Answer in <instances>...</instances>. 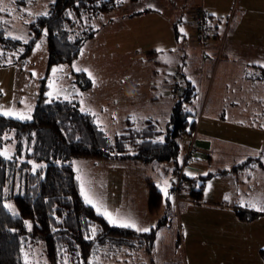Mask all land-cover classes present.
<instances>
[{
    "label": "rangeland",
    "instance_id": "1",
    "mask_svg": "<svg viewBox=\"0 0 264 264\" xmlns=\"http://www.w3.org/2000/svg\"><path fill=\"white\" fill-rule=\"evenodd\" d=\"M22 1L24 2L20 0H0V9H3L0 11V17H3L6 34L12 37L20 36L22 39L18 40L25 42L30 37L29 24L37 16L47 12L53 0ZM122 1H129L126 2L128 3L125 6L126 11H130L137 6H133L131 0ZM122 1L120 0L119 4ZM149 1L152 3L154 1L153 5L159 8L167 17L170 16V9L176 8L170 6V2L178 4V14L182 19L181 23L180 19L176 20L179 27V37L177 35L179 44L176 45L179 56L175 54V49H168L167 45H164L167 42L164 36L159 39L145 34L141 29L143 20L136 19L140 25L136 21H130L127 23V27L123 28V24L112 21V17L108 16L107 13L102 12V14L100 13L101 16L98 17L96 15L99 13L93 15L83 14L82 17L76 19L72 28L76 31L89 26L96 28V25L98 26L100 22L97 29L98 34L95 36L94 33L92 36L95 37L89 42H85L87 39L84 41L85 43L83 42V45H85L84 50L80 51L78 56L71 62L48 63L47 33L45 34L46 28H44L28 56L0 67V112L12 110L32 118L36 98L40 89H42L45 95L52 92L51 96L47 95L48 98L58 97L67 100H78L79 109L82 112L91 114L95 122L100 125V128L107 135L112 136L121 126V121L118 120L120 117L118 116L131 108H134L135 111L145 109L143 103L144 93L130 91L122 94L114 89V92L108 95V92L105 91L107 81L112 85L119 80V84L122 81L123 83L134 84L135 81L152 79L156 84L161 83L167 86L163 80H168V92L171 89V95L177 98L173 93V86L178 83L177 80H181L182 70L180 68L182 65L175 62V58L186 60L184 55L180 56V51L186 49L187 46L189 47L187 49L196 56L198 53L200 54L199 47L207 44L213 45L215 48L209 50L204 59L198 56L197 61H195V58H192L193 56H188L189 63H192L190 66L188 64V69L195 78H198L196 80L198 85L194 88L195 97L201 96L202 101L205 98L206 103L208 97H210L209 99L213 98L210 101L211 104L208 110L212 109L215 104L214 98L221 95L223 90L228 94H264V90L260 86L261 84L264 85V0ZM198 8L203 11L204 16L197 20L194 13ZM179 16L176 15L174 18L176 19ZM105 20H109L107 24ZM162 29L165 33V26ZM184 36L186 38H183ZM156 43L161 48L155 49L157 52L149 53V51H145V45ZM37 45H40L39 48H37ZM162 58L163 63H161ZM164 59H167L166 63H164ZM231 60L236 61L233 63L237 64L231 65L236 69L224 70L221 73L219 69H222V65ZM245 65H248L249 69H246ZM255 65H260L261 69H258L259 67ZM240 66L245 70L241 71ZM53 68L57 69L55 74L52 71ZM80 72L84 73L94 85L81 87V83H79L81 80ZM253 72H256L255 74H258V77H255ZM258 78L259 80H257ZM225 80L232 82L227 86ZM50 83L53 85L52 88L49 87ZM183 85L185 87V83ZM118 88L126 90L128 86H118ZM129 88H133V86ZM160 88L164 89L166 87H157V89ZM173 97L163 94L161 98H157L158 100L150 109V112L154 114L151 115L158 119L159 128L164 129L162 124L169 116L172 103H174ZM131 102L133 103L131 104ZM187 107L194 110L192 99ZM145 111H148V109ZM10 117L16 118L15 116ZM11 135L12 132H7L4 137H10ZM254 136L258 138L256 133ZM179 138L181 151L184 152L186 138L185 136ZM188 140L189 138H187ZM239 140L244 141L243 138ZM13 144V141L5 142L0 148V152L9 154L12 151ZM71 161L76 170V176L80 177L85 192L90 196L91 191H100L92 185L93 177L99 170L88 165L87 162L81 163L82 161L98 160L74 158ZM164 163L170 166L171 162L155 164L156 166L152 170L153 174L151 172V181L155 182L156 179L162 178L163 170L159 165H165ZM26 169L27 166L21 168V172ZM184 173L186 175V172ZM161 182L164 184L167 182L170 185L168 177L163 178ZM159 186H161V183H159ZM20 192L21 190L18 188L13 194H19ZM165 192L167 193L166 198H169V204L174 207L176 204L174 194L168 189ZM11 194V191L4 190L3 203L4 206L10 205L11 208L6 207L7 210L12 214L15 212L13 215H17L18 211ZM104 194H91L90 196L96 208L99 207L100 210L107 203L108 194H105V196ZM26 221L30 222L31 225L30 220ZM174 221H176V227L173 224ZM193 221L197 222L196 219ZM28 229H31V227L27 226ZM172 229L177 235L174 238L175 240L172 239L173 245L170 247V244H166L169 242H166L165 239L163 242L160 232L157 235V241L160 240L162 243L156 246L157 250H163L164 253L166 250L171 252V264H264L262 256L258 253L252 256L253 253L255 254L256 247L251 244L244 246L249 257L246 258L245 262H242L241 257L225 259L219 255L221 247L214 239L218 237L215 234L217 231L203 229H193L191 241L193 254H191L187 245L188 242L184 240V235L178 234L177 218L172 220ZM126 242L130 241L127 240ZM259 248L264 249V244L258 245ZM115 253L114 250L112 253L111 249L100 247L84 261L82 259L73 261L72 256L65 255L62 258L59 257L55 264H107L108 262H110L109 264H121V259L112 258ZM25 256H27L28 264H53L47 258L41 240L24 246L22 250L24 264ZM160 264H162V261ZM163 264H167V261L165 260Z\"/></svg>",
    "mask_w": 264,
    "mask_h": 264
},
{
    "label": "trees",
    "instance_id": "2",
    "mask_svg": "<svg viewBox=\"0 0 264 264\" xmlns=\"http://www.w3.org/2000/svg\"><path fill=\"white\" fill-rule=\"evenodd\" d=\"M119 2L53 0L48 15L41 14L29 24L27 43L7 35L3 17H0V67L28 56L44 28L48 63L71 62L78 56L83 42L96 30L89 26L76 31L72 28L76 19L83 14L108 11ZM80 73L81 87L90 86V79ZM194 94V86L186 81L164 129L152 121L142 127L129 124L112 138L90 114L79 109L75 100L48 98L42 89L30 120L0 115V148L7 141L14 143L7 158L0 155V264H24V246L38 240L43 242L45 254L53 264L65 255L72 256L73 261H84L101 246L117 251L127 240L141 243L150 252L162 219L146 233L110 224L85 202L71 160L112 157L142 163L171 162L173 182L176 167L182 160L179 137H190L195 124L192 110L187 107ZM7 132L12 135L4 137ZM25 166L27 169L21 172ZM186 179L192 188L190 196L199 199L203 183L196 187ZM18 188L21 192L13 194ZM149 189L148 208L155 212L162 201L161 192L151 184ZM4 190L12 192L17 215L4 206ZM239 217L248 219L250 214L239 211ZM26 220L31 221V229L27 230ZM260 255L264 260V249L260 250Z\"/></svg>",
    "mask_w": 264,
    "mask_h": 264
},
{
    "label": "crops",
    "instance_id": "3",
    "mask_svg": "<svg viewBox=\"0 0 264 264\" xmlns=\"http://www.w3.org/2000/svg\"><path fill=\"white\" fill-rule=\"evenodd\" d=\"M123 2L103 13L109 14L108 16L112 17V21L123 24V28H126L127 23L130 21L135 22L136 19L143 20L141 29L145 34L159 39L164 36L167 40L164 45H167L168 49H175V54L179 56L176 47L178 43L177 35L179 37V27L176 20L180 19L181 23L182 19L178 14V4L170 2V6L176 8L170 9V16L167 17L159 8L153 5L154 1L152 3L149 0H131L133 6H137L130 11H126L127 9L125 8L128 4L126 2L129 1ZM176 15L179 17L175 19ZM96 16L101 15L98 14ZM107 21L109 20H105L106 24ZM106 24L104 25L106 26ZM163 25L166 28L165 33L162 29L164 28ZM98 26L96 25L95 36L98 34ZM95 36L88 38L85 42H89ZM183 38H186V36ZM158 45V43L145 45V51H149V53L157 52L155 49H161ZM84 46L82 45L81 51L84 50ZM187 48L189 47L187 46L186 49L180 51V56L184 55L186 60H180V58L176 57L175 62L182 65L180 68L182 70V74H180L182 82L188 81L195 88L198 85V82H196L198 78H195L190 73V69H188L192 64L189 63L188 56H193L192 58H195V61H197L198 56L204 59L209 50L215 47L209 44L200 46V54L198 53L196 56ZM166 60L164 59V63H166ZM162 61L163 58L161 59V63H163ZM233 62L236 61L231 60L224 63L222 69H219L220 72L223 73L224 70L236 69L231 66L232 64H237ZM255 66L261 69L260 65ZM245 68L249 69L248 65H245ZM245 68L240 66L241 71L245 70ZM253 73L255 77H258V74H255L256 72ZM197 75L199 76V74ZM151 80L135 81L134 84L123 83V81L119 84V80L112 84L114 86L107 81L105 91L108 92V95L112 94L114 89L122 94L130 91L136 93L142 92L144 93L143 103L145 105L143 111H135L134 108H131L122 113L121 116H118L120 118L117 119L121 121L120 129L112 136L105 133L107 136L112 138L114 135L124 131L129 124L142 127L147 122L152 121L159 125L158 119L152 116L154 114L150 112V109L158 100L157 98H161L163 94L168 97L173 96L170 93L171 89L168 92V80H163L167 86L161 83L156 84ZM225 81H227V86L232 82L230 80ZM234 82L236 83V80ZM93 85L94 83L91 81L89 87ZM125 85L128 86L126 90L118 88V86L124 87ZM130 86H133V88H129ZM163 86L166 88L157 89V87ZM260 86L264 90V85L261 84ZM173 98L175 101L176 98ZM209 98L206 103L205 98L202 101L201 96L197 98L194 95L192 97L194 110H191L195 124L191 136H193L195 148L184 166L185 176L190 179L189 181L192 185L196 186L198 183H203L199 199H195L190 194H185L181 201L175 202L177 206L175 204L173 207L169 204V198H166L165 191L168 189L171 192L172 188L173 166L171 164L170 166L165 163L166 166L159 165L163 170L162 178L156 179L153 182L150 178L153 174L152 170L156 166L155 164H157L154 162L142 163L130 159L112 157L100 158L97 159L98 161L81 162H87L88 165L99 170L93 177L92 185H94L95 189H100V191H91L90 196L91 194H104V192L108 194L107 203L101 208L100 212L97 211V208L93 204H88L102 215L104 211L110 213L113 219L117 221L113 225L119 226L121 221L131 219L136 222L138 227H148L151 230L162 219L159 226L163 227L160 228L158 226L150 252L145 250L139 242H125L119 250H114L116 253L112 258L116 260L121 259V264H160L161 261L163 264L165 260L167 264H171V252L166 250L164 253L163 250H157L156 246L162 243L160 240L159 242L157 241V235L160 232L162 233H160V236L163 237V242L165 239L166 242H169L166 244H170V247L173 245L172 239L177 236L176 232L172 229V220L174 218H177V226H179L178 234L184 235V240L188 242L187 245L191 254H193L191 243L193 229H203L217 231L215 234L218 237L214 239L221 247L219 255L225 259L241 257L243 259L242 262H245L248 252L244 249V246L249 244L256 247L255 254L253 253L252 256L257 253L260 255L261 249H258V245L264 244V212L257 211L256 207H252L251 205L256 204L257 207L264 206V94H228L223 90L221 95L214 98L215 104L211 110L208 109L211 104L210 101L213 98ZM75 101L80 107L78 100ZM146 109L148 111H145ZM168 118L162 124L163 128ZM255 133L258 138L254 136ZM185 138V145H187L189 141H187V138L189 137L185 136ZM240 138H243L244 141L241 142ZM71 166L77 179L78 176H76V170L72 165V161ZM167 177L170 179V185L167 182L165 184L161 182L163 178ZM77 182L81 193L82 184L80 179H77ZM159 183H161V186H159ZM149 184L158 188L162 196L161 204L155 212H151L148 208ZM82 197L84 198L83 195ZM239 211L250 214V218H240ZM194 219L197 222H194ZM173 224L176 227V221ZM130 229L138 233H146L137 231L135 228ZM104 248L110 250L108 246ZM111 251L113 253L112 249Z\"/></svg>",
    "mask_w": 264,
    "mask_h": 264
},
{
    "label": "built area",
    "instance_id": "4",
    "mask_svg": "<svg viewBox=\"0 0 264 264\" xmlns=\"http://www.w3.org/2000/svg\"><path fill=\"white\" fill-rule=\"evenodd\" d=\"M194 16L198 20L201 16H204V13L198 8L196 9ZM176 82L178 83L173 86V93L178 97L184 91V85L181 80H177ZM194 148V139L193 136H190L186 148L182 154V160L176 167L173 177L171 193L174 194L176 203L181 201L185 194H190L192 191L191 185L188 183L184 173V166L185 162L190 158L192 152L194 151Z\"/></svg>",
    "mask_w": 264,
    "mask_h": 264
},
{
    "label": "snow or ice",
    "instance_id": "5",
    "mask_svg": "<svg viewBox=\"0 0 264 264\" xmlns=\"http://www.w3.org/2000/svg\"><path fill=\"white\" fill-rule=\"evenodd\" d=\"M2 10L3 9H0V11H2ZM42 15H45L46 16V15H48V13L47 12H44V13H42ZM68 15L71 16L72 15L71 12H69ZM181 31H183V29H181ZM46 33H47V30H45V34ZM12 38L13 39H22V37H20V36H13ZM25 43H27L26 40H25ZM39 46L40 45H37V48H39ZM52 71L55 74L57 72V69L56 68H53ZM89 75H91V74L89 73ZM49 87L50 88L53 87L52 83L49 84ZM47 95L51 96L52 95V92L47 93ZM0 114H2L4 116H15L17 119H20V120L31 119V117L28 116V115H26V114L16 113V112H14L12 110L2 111V112H0ZM0 155H4L7 158V153L6 152H0ZM77 179H80V177H77ZM81 194L84 196V199H85V202L86 203L93 204V206L96 207V205L93 203V200L85 192V189L83 187V184L81 185ZM165 195H167L166 192H165ZM226 199H227V197H226ZM251 206L252 207H256V210L257 211L264 212V206L257 207L256 204H252ZM5 207L11 208L10 205H5ZM97 211L100 212V208L99 207H97ZM13 214H15V212ZM103 215L108 219L109 223H112V224L117 223V221L114 220L113 217H112V215L110 213H108L107 211H104L103 212ZM25 224L29 228L31 227L30 222L25 221ZM119 226L125 227V228H135L137 231H140V232H148V231H150V229L148 227H138L137 224H136V222L134 220H131V219L121 221L120 224H119ZM25 264H28L27 256H25Z\"/></svg>",
    "mask_w": 264,
    "mask_h": 264
}]
</instances>
